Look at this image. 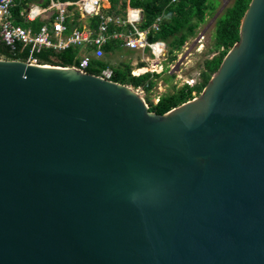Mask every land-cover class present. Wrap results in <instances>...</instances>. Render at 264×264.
Segmentation results:
<instances>
[{
	"label": "water",
	"instance_id": "95a60500",
	"mask_svg": "<svg viewBox=\"0 0 264 264\" xmlns=\"http://www.w3.org/2000/svg\"><path fill=\"white\" fill-rule=\"evenodd\" d=\"M0 264H264V0L162 114L131 85L0 57Z\"/></svg>",
	"mask_w": 264,
	"mask_h": 264
},
{
	"label": "trees",
	"instance_id": "16d2710c",
	"mask_svg": "<svg viewBox=\"0 0 264 264\" xmlns=\"http://www.w3.org/2000/svg\"><path fill=\"white\" fill-rule=\"evenodd\" d=\"M76 1V0H60ZM39 3L40 6L46 7L51 0H19L13 8L15 21L18 24L27 25L28 23L20 16V11L29 5V3ZM111 6L107 10L109 13L124 15L126 14L128 5L134 8H141L144 12V20L140 28L150 27L158 17H161L160 29L151 31L149 39L151 41L162 40L169 46V59L175 60L176 52L181 50L186 41L197 34L200 25L205 22L208 12L216 10L211 4V0H109ZM251 0H234L232 6L228 7L224 13L218 17L216 23V32L214 45L217 53L205 61V68L201 73V79L194 85L186 83L182 87H176L173 92L168 95L160 96L159 100L154 103L150 97L147 98L149 110L162 114L170 111L174 107L187 102L197 95H200L211 79L212 75L220 67L224 57L231 47L240 38V25L242 18L250 5ZM45 14V13H44ZM29 23L35 30L38 29L45 21V15ZM82 17L78 11L71 17L66 24L69 30L74 27H82ZM87 25L92 29H96L99 23V16H90L84 18ZM113 26L109 30L112 31ZM120 47L119 41L110 39L104 45L105 53L115 51ZM88 50L92 47L88 46ZM82 48L80 46H70L62 51H54L52 49H42L35 53V56L42 64H54L60 66L73 65L78 62ZM29 55V47H23L22 43H16L15 48L6 45L0 41V57L4 56L9 59L26 60ZM112 67L109 60L105 58H93L88 72L99 75L102 70ZM138 67H146L145 62H140ZM114 75L113 81L122 84L132 85L135 88L143 87L146 91H150L156 84V78L160 77V73L147 71L138 76L132 75L133 65L124 62L123 67H112ZM196 92L197 95L194 94Z\"/></svg>",
	"mask_w": 264,
	"mask_h": 264
},
{
	"label": "built area",
	"instance_id": "2783aa9c",
	"mask_svg": "<svg viewBox=\"0 0 264 264\" xmlns=\"http://www.w3.org/2000/svg\"><path fill=\"white\" fill-rule=\"evenodd\" d=\"M17 1L0 0V41L12 48H15L16 43H22L23 47H29V55L25 60L29 63L42 64L35 56V53L45 48L59 52L70 46H80L83 50L80 53L78 62L63 67H72L82 72H88L87 69L92 59L102 58L105 53L104 45L110 39H115L123 47L130 50H142L143 53L147 51L148 55L152 54L153 61L156 60V64L162 68L160 61L168 53L166 42L162 40L151 41L149 39L151 31H158L160 29L161 17H158L150 27L142 29L140 25L144 20V14L141 8L128 6L126 14L119 15L109 13L106 10L105 0H76L66 2L51 0L50 4L46 7L32 2L20 11V16L29 22L45 13L46 22L35 30L32 26L16 23L13 8L17 5ZM76 11L80 13L82 18L94 15L99 16L98 27L92 29L88 25L83 24L82 27L76 26L69 30L66 22L75 15ZM110 26L114 27L112 31L109 30ZM188 40L184 46L189 44ZM198 41L201 40L198 39ZM88 46H91L92 49L88 50ZM138 64L135 63V67H133L131 72L132 75L138 76L150 71L148 68L138 67ZM136 70H139V72ZM151 72H154V70L151 69ZM113 75V68L107 67L98 76L112 80ZM135 89L139 91L138 88Z\"/></svg>",
	"mask_w": 264,
	"mask_h": 264
},
{
	"label": "rangeland",
	"instance_id": "374dc122",
	"mask_svg": "<svg viewBox=\"0 0 264 264\" xmlns=\"http://www.w3.org/2000/svg\"><path fill=\"white\" fill-rule=\"evenodd\" d=\"M233 3L234 0H211V4L216 7V10L208 12L206 20L198 28L197 34L189 38L188 45L183 46L181 50L176 52L177 57L175 60L171 61L169 59L168 51L166 58L164 57L160 61L162 68L160 65L156 69L152 67L157 65L156 60L153 61L152 54L148 55L147 51L143 55L142 52L131 51L125 47L118 48L110 53H104L102 58L109 60L112 67H123L124 62L131 63L135 67L136 61L145 58L147 60L145 69L148 68L150 71L153 69L154 72L161 74L160 77L156 78V84L150 91H146L141 87L138 88L146 101L149 97L152 101H155L160 96L170 94L175 90V86L182 87L186 83L194 85L201 79L205 61L211 59L218 52L214 45L217 19ZM104 4L106 5L105 1ZM83 19L79 21L87 25V22ZM198 39L201 41H198ZM136 71L139 72V70ZM194 94L197 95L196 92Z\"/></svg>",
	"mask_w": 264,
	"mask_h": 264
},
{
	"label": "crops",
	"instance_id": "0c3cea01",
	"mask_svg": "<svg viewBox=\"0 0 264 264\" xmlns=\"http://www.w3.org/2000/svg\"><path fill=\"white\" fill-rule=\"evenodd\" d=\"M18 2H19V0H18ZM105 2H106V10H108L109 8H110V6H111V4H110V2H109V0H105ZM129 6V5H128ZM143 10V9H142ZM143 14H144V12H143ZM22 17V16H21ZM24 18V17H23ZM36 19H38V18H36ZM24 20L28 23L27 25H25V26H31L29 23H31L32 21H27L25 18H24ZM167 44V43H166ZM119 45H120V47L119 48H122L123 46L119 43ZM126 48V47H125ZM126 49H128V48H126ZM83 50V49H82ZM130 50V49H129ZM131 51H133V50H131ZM134 51H138V52H142L143 53V51L142 50H134ZM169 51V50H168ZM145 53H143V55H144ZM142 58H143V56H142ZM140 62H145V58L144 59H142L141 61H136L135 63H140ZM153 64V63H152ZM158 98H160V97H158ZM158 98H156V100L155 101H153L154 103H156L158 100Z\"/></svg>",
	"mask_w": 264,
	"mask_h": 264
},
{
	"label": "bare ground",
	"instance_id": "6f19581e",
	"mask_svg": "<svg viewBox=\"0 0 264 264\" xmlns=\"http://www.w3.org/2000/svg\"><path fill=\"white\" fill-rule=\"evenodd\" d=\"M152 67L156 69V68L159 67V66H158V65H153Z\"/></svg>",
	"mask_w": 264,
	"mask_h": 264
}]
</instances>
